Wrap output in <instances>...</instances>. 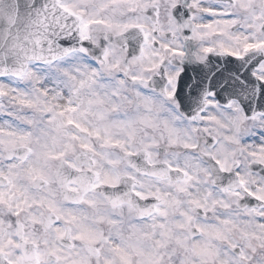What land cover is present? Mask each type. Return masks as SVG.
Here are the masks:
<instances>
[{"label": "snow or ice", "instance_id": "snow-or-ice-1", "mask_svg": "<svg viewBox=\"0 0 264 264\" xmlns=\"http://www.w3.org/2000/svg\"><path fill=\"white\" fill-rule=\"evenodd\" d=\"M0 264H264V0H0Z\"/></svg>", "mask_w": 264, "mask_h": 264}]
</instances>
